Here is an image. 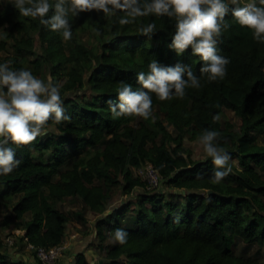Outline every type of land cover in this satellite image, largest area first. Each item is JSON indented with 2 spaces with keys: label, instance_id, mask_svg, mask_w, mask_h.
Returning <instances> with one entry per match:
<instances>
[{
  "label": "trees",
  "instance_id": "1",
  "mask_svg": "<svg viewBox=\"0 0 264 264\" xmlns=\"http://www.w3.org/2000/svg\"><path fill=\"white\" fill-rule=\"evenodd\" d=\"M245 1L259 6L258 0ZM224 2L234 7L231 0ZM49 3L54 6L56 0ZM244 5L240 0L239 6ZM122 15L69 13L71 29L77 26L93 37L92 46L81 40L69 45L39 18L21 16L13 4L0 7V64L11 61L13 70H29L35 77L48 69L54 85L63 80L59 92L70 117L60 123L50 120L49 131L29 145H5L15 148L20 163L0 176V205L16 200L12 211L24 222L22 240L49 249L65 241L70 222L58 206L79 198L83 206L76 216L83 224L89 211L104 215L97 237L108 264H263L264 144L251 137L264 134V42L255 40L229 11L217 53L230 62L223 79L209 82L200 73L204 62L191 48L177 55L169 47L174 18L150 15L121 25ZM149 23L156 24L151 38L140 32ZM153 60L164 67L189 66L200 87H187L183 98L166 101L151 94L147 120L114 118L110 102L120 103L124 84L140 88L137 73H147ZM86 87L91 97L68 96ZM225 110L234 112L235 123L214 120ZM209 131L219 134L214 145L240 166L228 162L231 172L218 184L212 183L213 160H194L184 143ZM146 164L157 169L166 190H150L136 176L135 170ZM117 187L127 197L136 194L135 200L109 214ZM117 229L127 233L123 245L115 240ZM0 248V264H23L8 259L2 241ZM74 264L90 263L81 252Z\"/></svg>",
  "mask_w": 264,
  "mask_h": 264
},
{
  "label": "clouds",
  "instance_id": "2",
  "mask_svg": "<svg viewBox=\"0 0 264 264\" xmlns=\"http://www.w3.org/2000/svg\"><path fill=\"white\" fill-rule=\"evenodd\" d=\"M240 5V0H231L229 5L224 0H56L51 5L49 0H12V4L21 16L39 18L40 23L53 32L62 34L65 41L72 36L69 13L103 12L105 17L123 13L119 18L121 25L136 22L138 17L155 15L167 16L176 21V30L169 45L177 55H183L189 48L193 55L204 62L200 73L209 82L226 76L227 58L218 55L217 42L222 35L225 17L231 11L234 20L244 28L252 30L258 42H264V0ZM54 7V14L49 11ZM156 24L149 23L140 28V32L151 38ZM11 61L0 64V176L10 174L20 161L16 159L13 147L5 145L11 142L16 147L29 145L44 133L50 120L60 123L70 119L65 115L59 86L53 85L51 77L48 84L35 77L29 70H13ZM149 71L137 73L140 88L124 84L118 91L120 103L110 102L114 118L136 116L147 120L152 112V95L160 101L183 98L185 88L200 87V80L186 65L164 67L153 60ZM185 76L187 77L185 79ZM6 89V91H5ZM119 108V111H117ZM217 115L214 120H219ZM215 131H209L199 138L205 153L213 159L215 168L212 183H220L230 172L226 167L230 155L213 141L218 137ZM219 169H226L220 171ZM115 240L120 244L127 242V233L121 229L115 232Z\"/></svg>",
  "mask_w": 264,
  "mask_h": 264
},
{
  "label": "rangeland",
  "instance_id": "3",
  "mask_svg": "<svg viewBox=\"0 0 264 264\" xmlns=\"http://www.w3.org/2000/svg\"><path fill=\"white\" fill-rule=\"evenodd\" d=\"M244 4H248L247 1L243 0ZM12 4V0H0V7L3 8L6 5ZM72 36L70 40H67L69 45H73L74 41H83L86 43L87 46H92L93 44V37L92 34L85 29L78 28L75 26L71 29ZM49 77H51L50 72L48 69H45L42 75L38 76L37 78L43 80L45 84H48ZM52 81V79H51ZM53 84V82H52ZM63 84V80H59L58 86L59 90L60 87ZM54 85V84H53ZM6 91V89H5ZM92 92L89 89V87L83 88L81 91L74 92L68 94L69 97L76 98V97H83V98H89L91 97ZM221 121H230L232 123L236 122V117L234 112L231 110H225L222 116L220 117ZM48 126H45L44 133H47ZM171 131H174V128H170ZM252 140L259 145L264 144V134L263 135H252ZM185 145L188 148L189 152L192 155V158L196 161L200 162H207L208 160H213L211 157H209L203 148V145L199 143V139L196 141H190L188 139L185 140ZM229 162L236 168H240L239 161L237 158H231ZM163 187V188H162ZM160 189L161 191L166 190L164 186H162ZM158 190V189H157ZM159 191V190H158ZM160 191V192H161ZM136 194H133L131 196H125L122 192L121 187H117L114 192L113 199L109 202L107 206V213H112L115 209H117L120 205L129 202L130 200H135ZM15 201L10 202L8 205H0V241H2L5 245V248L2 249V251L5 253V255L8 257L9 260L17 261L20 260L23 264H42L38 259H36L33 252L29 251L26 247V242L22 240L20 237L21 235L15 236V244L13 246L7 245V239L10 236H13L16 230H20L24 227V222L18 221L14 217V213L12 211L13 205L15 204ZM82 201L79 198H71L60 204L58 207L66 212L68 216L70 217V222L67 226V237H71L73 234L75 237L71 238V241H75L76 244L73 245V248L70 250L69 248H66L64 253L61 255V257L56 261L55 264H73L77 254L84 252V254L87 257V260L90 264H108L105 250L102 247L101 249L99 246L95 245V222L96 218L93 217V214L95 213H87L88 220L91 221V225H86L88 223L83 224L84 221H80L77 219L76 214L82 212ZM90 220L89 218H92ZM129 219L135 218V214L132 208H130V211L128 213ZM29 219V218H28ZM81 226V227H80ZM98 236V232H97ZM91 241V243H88L87 241ZM110 242V241H109ZM100 243V242H99ZM97 246V248H96ZM1 249V248H0ZM243 249V245L240 244L237 248V252L240 253ZM257 247L253 248L251 251V254L256 252ZM27 258V259H26ZM261 260L264 264V246L261 249Z\"/></svg>",
  "mask_w": 264,
  "mask_h": 264
},
{
  "label": "built area",
  "instance_id": "4",
  "mask_svg": "<svg viewBox=\"0 0 264 264\" xmlns=\"http://www.w3.org/2000/svg\"><path fill=\"white\" fill-rule=\"evenodd\" d=\"M135 174L147 184L148 189L161 190L160 188L162 187V177L152 164H146L145 166L136 169ZM23 234V231L16 230L14 235L10 236L7 239V245L13 246L15 244V236L21 235L20 237H22ZM66 246V241H64L59 246H55L49 249L43 247L37 248L28 242L26 243L27 249L33 252L36 259H38L42 264H55L66 250Z\"/></svg>",
  "mask_w": 264,
  "mask_h": 264
},
{
  "label": "crops",
  "instance_id": "5",
  "mask_svg": "<svg viewBox=\"0 0 264 264\" xmlns=\"http://www.w3.org/2000/svg\"><path fill=\"white\" fill-rule=\"evenodd\" d=\"M89 213H95V212H92V211H90ZM96 215H94L93 214V217L94 218H96V222H95V236H94V240H95V245H99V239H98V237H97V223H98V221L101 219V218H103L104 217V215H100V214H97V213H95ZM93 217L92 218H89L90 220H92L93 219ZM86 218H87V220H88V215H86ZM85 223H87V221L85 222ZM86 225H91V221H89L88 220V223L86 224ZM81 227V226H80ZM74 237V234L71 236V237H65V241H66V243H67V246H66V248H69L70 250L73 248V245H75L76 244V242L75 241H71L70 239L71 238H73ZM87 241V240H86ZM88 242V241H87ZM88 243H91V241H89ZM97 246H96V248H97ZM84 253V252H83ZM86 254V253H85ZM27 259V258H26ZM74 264V263H73Z\"/></svg>",
  "mask_w": 264,
  "mask_h": 264
},
{
  "label": "water",
  "instance_id": "6",
  "mask_svg": "<svg viewBox=\"0 0 264 264\" xmlns=\"http://www.w3.org/2000/svg\"><path fill=\"white\" fill-rule=\"evenodd\" d=\"M209 193H211V192H209Z\"/></svg>",
  "mask_w": 264,
  "mask_h": 264
}]
</instances>
